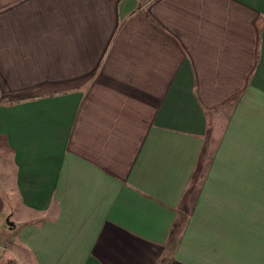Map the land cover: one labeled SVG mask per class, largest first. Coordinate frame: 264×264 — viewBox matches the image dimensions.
<instances>
[{"label":"crops","instance_id":"1","mask_svg":"<svg viewBox=\"0 0 264 264\" xmlns=\"http://www.w3.org/2000/svg\"><path fill=\"white\" fill-rule=\"evenodd\" d=\"M243 143L264 0H0L2 263L264 264Z\"/></svg>","mask_w":264,"mask_h":264},{"label":"rangeland","instance_id":"2","mask_svg":"<svg viewBox=\"0 0 264 264\" xmlns=\"http://www.w3.org/2000/svg\"><path fill=\"white\" fill-rule=\"evenodd\" d=\"M245 146H247L248 149L244 151ZM234 148L235 154L242 153L251 156L247 159H233V166L243 168L247 166L249 168V174L234 175V178L238 181L264 183V157H262V155H264V144H234ZM231 152H233V150ZM8 223L7 225L10 226L11 222Z\"/></svg>","mask_w":264,"mask_h":264},{"label":"built area","instance_id":"3","mask_svg":"<svg viewBox=\"0 0 264 264\" xmlns=\"http://www.w3.org/2000/svg\"><path fill=\"white\" fill-rule=\"evenodd\" d=\"M0 264H15V263H12V262L2 263V262L0 261Z\"/></svg>","mask_w":264,"mask_h":264},{"label":"water","instance_id":"4","mask_svg":"<svg viewBox=\"0 0 264 264\" xmlns=\"http://www.w3.org/2000/svg\"><path fill=\"white\" fill-rule=\"evenodd\" d=\"M7 223H8V220H7ZM9 224V223H8Z\"/></svg>","mask_w":264,"mask_h":264}]
</instances>
